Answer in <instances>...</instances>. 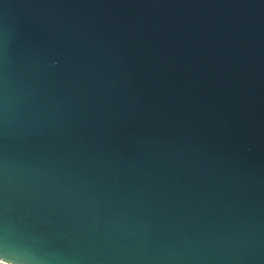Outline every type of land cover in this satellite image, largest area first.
Here are the masks:
<instances>
[{
  "label": "water",
  "instance_id": "water-1",
  "mask_svg": "<svg viewBox=\"0 0 264 264\" xmlns=\"http://www.w3.org/2000/svg\"><path fill=\"white\" fill-rule=\"evenodd\" d=\"M0 258L264 264V0H0Z\"/></svg>",
  "mask_w": 264,
  "mask_h": 264
},
{
  "label": "built area",
  "instance_id": "built-area-1",
  "mask_svg": "<svg viewBox=\"0 0 264 264\" xmlns=\"http://www.w3.org/2000/svg\"><path fill=\"white\" fill-rule=\"evenodd\" d=\"M0 264H14V263L0 258Z\"/></svg>",
  "mask_w": 264,
  "mask_h": 264
}]
</instances>
